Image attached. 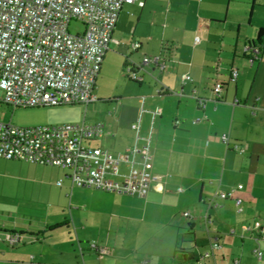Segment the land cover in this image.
Masks as SVG:
<instances>
[{"label":"crops","instance_id":"crops-1","mask_svg":"<svg viewBox=\"0 0 264 264\" xmlns=\"http://www.w3.org/2000/svg\"><path fill=\"white\" fill-rule=\"evenodd\" d=\"M261 29L264 0H134L124 6L96 80V100L80 122L103 125L105 136L91 145L121 154L134 143L130 126L144 97V109L158 112L148 168L162 178L163 191L138 198L74 187L66 171L41 166L65 187L64 194L79 189L87 199L77 198L70 221L39 213L35 226L29 208L0 202V264H264V241L254 231L264 227V49L258 60L245 49ZM196 36L200 42L194 46ZM134 41L137 51L129 47ZM160 54L168 59L163 73L144 66L136 71L139 82L128 80L125 65ZM115 63L137 86V96L101 101L108 109L97 112V86L104 68ZM232 68L238 72L234 82ZM184 74L191 81L181 85ZM217 82L223 87L219 97L212 93ZM158 88L163 91L157 95ZM192 95L204 100L203 109ZM150 123L145 113L143 134ZM233 144L246 151H233ZM220 193L231 196L221 199ZM82 206L107 209L108 226L89 222L90 213L77 212ZM245 226L251 230L244 232ZM10 235L20 237L12 247L6 242ZM215 240L221 249L200 260ZM91 243L109 254L99 256ZM255 249L262 252L260 261Z\"/></svg>","mask_w":264,"mask_h":264},{"label":"built area","instance_id":"built-area-1","mask_svg":"<svg viewBox=\"0 0 264 264\" xmlns=\"http://www.w3.org/2000/svg\"><path fill=\"white\" fill-rule=\"evenodd\" d=\"M133 3L134 0H0V102L13 109L76 105L87 109L96 100L93 94L96 80L104 55L113 42L119 14L124 6ZM138 6L142 7L143 3L139 2ZM72 22L81 24L82 33L70 34L68 27ZM193 42L194 46L199 44V37ZM129 47L137 51L140 44L134 41ZM245 49L253 60L260 58L261 49L257 45ZM167 62L166 54L143 56L140 64L125 65L124 72L129 81L139 82L138 69L147 66L163 73ZM237 76V70L232 68L231 81ZM180 81L183 85L191 78L184 74ZM222 88V84L215 83L214 96L219 97ZM162 91L158 88L156 94ZM191 97L200 109L204 108L203 99ZM144 99L140 98L138 116L130 126L134 143L121 154L91 145L105 136L101 124L79 122L22 129L0 122V159L64 170L74 187L138 198H145L151 190L162 192V178L148 168L152 159L153 121L158 112L146 111ZM145 113L151 116V123L143 134L141 124ZM220 139L223 144L229 142L227 135ZM231 149L241 154L246 151L245 146L237 144ZM123 166L127 168L125 172L121 170ZM230 196L231 193L218 195L221 199ZM235 204L241 212V202L235 200ZM183 216L189 218L187 212ZM250 230L243 227L244 232ZM254 231L264 241V227L256 226ZM19 240V236L10 235L6 242L12 247ZM90 248L99 256L109 254V250L94 243ZM219 249L220 244L213 241L200 260ZM253 254L258 261L262 259L259 249ZM233 264L240 263L234 260Z\"/></svg>","mask_w":264,"mask_h":264},{"label":"rangeland","instance_id":"rangeland-1","mask_svg":"<svg viewBox=\"0 0 264 264\" xmlns=\"http://www.w3.org/2000/svg\"><path fill=\"white\" fill-rule=\"evenodd\" d=\"M68 31L72 35H77L82 33L83 27L78 22H72ZM117 68L115 63L107 70L106 68L103 70V77L95 92L100 100L97 104L102 108L97 112L108 109L101 101H124L137 96V86L125 80L122 74L117 72ZM90 107L87 110L84 106L78 105L13 109L0 102V122L10 123L22 129L73 124L79 123L84 115H89ZM3 162L6 165L0 169V202L15 203L17 208L20 205L29 208L33 215V226L37 224L39 213L42 218L59 220L65 216L70 221L71 214L76 215L77 198L87 199L85 193L79 189H74L71 195L64 194L65 187H58L57 180L53 179L49 170L40 165L22 161ZM81 208L84 210L77 212H85L81 215L90 213L87 215L89 218L86 217L89 222L95 223V226H108L111 215L107 209L99 206Z\"/></svg>","mask_w":264,"mask_h":264},{"label":"trees","instance_id":"trees-1","mask_svg":"<svg viewBox=\"0 0 264 264\" xmlns=\"http://www.w3.org/2000/svg\"><path fill=\"white\" fill-rule=\"evenodd\" d=\"M251 45H257L260 47L261 51L264 49V29L259 30L256 42L252 43Z\"/></svg>","mask_w":264,"mask_h":264}]
</instances>
